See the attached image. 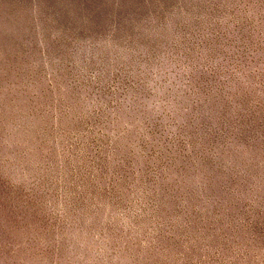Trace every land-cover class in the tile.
I'll list each match as a JSON object with an SVG mask.
<instances>
[{"label": "rangeland", "instance_id": "obj_1", "mask_svg": "<svg viewBox=\"0 0 264 264\" xmlns=\"http://www.w3.org/2000/svg\"><path fill=\"white\" fill-rule=\"evenodd\" d=\"M0 264H264V0H0Z\"/></svg>", "mask_w": 264, "mask_h": 264}]
</instances>
